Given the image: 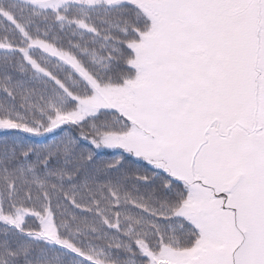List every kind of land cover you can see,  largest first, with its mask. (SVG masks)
Returning a JSON list of instances; mask_svg holds the SVG:
<instances>
[{
    "label": "snow or ice",
    "instance_id": "1",
    "mask_svg": "<svg viewBox=\"0 0 264 264\" xmlns=\"http://www.w3.org/2000/svg\"><path fill=\"white\" fill-rule=\"evenodd\" d=\"M0 264H264V0H0Z\"/></svg>",
    "mask_w": 264,
    "mask_h": 264
}]
</instances>
